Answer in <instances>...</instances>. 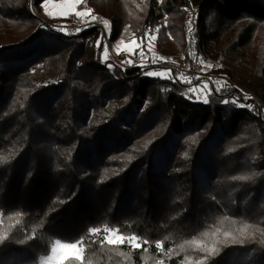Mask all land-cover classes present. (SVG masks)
<instances>
[{
    "label": "trees",
    "instance_id": "obj_1",
    "mask_svg": "<svg viewBox=\"0 0 264 264\" xmlns=\"http://www.w3.org/2000/svg\"><path fill=\"white\" fill-rule=\"evenodd\" d=\"M42 1L0 0V264L81 239L62 264H264V104L245 99L264 102V0H86L111 40L194 30L228 76L208 103L145 74L167 66L104 60L98 29L64 33Z\"/></svg>",
    "mask_w": 264,
    "mask_h": 264
},
{
    "label": "rangeland",
    "instance_id": "obj_2",
    "mask_svg": "<svg viewBox=\"0 0 264 264\" xmlns=\"http://www.w3.org/2000/svg\"><path fill=\"white\" fill-rule=\"evenodd\" d=\"M32 9L50 26L58 28L67 34L79 33L83 28L98 29L101 32L102 41L108 48V55L103 57L106 61L121 63L125 66H140L141 68L154 65L167 66V68L152 69V71L159 72V77L163 78H169L177 74L183 80H198L199 83L191 87L195 88V92L189 93L194 97L198 96L199 99H208L213 89H219L227 82V75L216 72V69L222 65L220 59L211 58L207 54L200 53L199 50L195 53L191 51L188 46V41L191 36H193L191 32H194V30L190 31V27L185 33V46L180 45L171 35L164 41L163 37L160 36L161 25H155L149 29L145 34L148 39L143 40L141 36H137L134 31H132L129 25H126L121 35L117 39L111 40L112 22L100 12L94 11L88 6L86 0H43L40 6L33 5ZM93 17L100 19V25H97V22H93L95 21L92 19ZM73 21L81 22L83 27L78 29V31L72 32L59 26V24L67 25ZM152 37L155 38L152 39ZM121 41H123V43H121ZM125 61H129V63H125ZM191 67H195L201 76L191 78L183 73L182 69H189ZM213 74H220L221 78L216 79ZM205 81L207 84L201 87V84ZM245 99H253L251 102H248L250 106H252V103L258 104V102L264 104L261 97L255 96L254 93L249 91H247ZM104 236L107 241L116 240L117 243H119V238L121 236L125 238V241L133 237L125 236L116 229H106L104 231ZM67 243L69 242L61 241L59 245L54 244L50 253L44 256L38 264H62L66 260V257L79 256L81 259L84 255L83 245L77 244L75 247H65L64 245ZM131 244L134 246L139 244L141 246V240L136 237V240H133Z\"/></svg>",
    "mask_w": 264,
    "mask_h": 264
},
{
    "label": "snow or ice",
    "instance_id": "obj_3",
    "mask_svg": "<svg viewBox=\"0 0 264 264\" xmlns=\"http://www.w3.org/2000/svg\"><path fill=\"white\" fill-rule=\"evenodd\" d=\"M92 19L95 20L96 18L93 17ZM105 23H107V22H105ZM77 31H78V30H77ZM154 38H155V37H152V39H154ZM141 39H142V40H143V39H148V37H147V35H146L145 37H142ZM121 43H123V41H121ZM117 47H118V45H117ZM107 55H108V48L105 46L104 49H103V52L101 53V56H102V57H106ZM125 63H129V61H125ZM109 67H111V65H109ZM145 74H146L147 76H149V77H152V76H159V75H160L159 72H153V71H147ZM206 84H207L206 81L203 82V83L201 84V87H204ZM189 92H190V93H194V92H195V88H190V89H189ZM194 98H196V99L198 100V102H200L198 96H196V97H194ZM202 102H203V103H208L209 101H208V99L205 98ZM224 103H228V101L225 100ZM239 106H240V107H244V105H239ZM98 231H99V229H97V228H93V229L90 230V233H95V232H98ZM133 240H136V237H135V236L130 237V238L128 239V243H129L130 246H131V242H132ZM124 242H125V238H124L123 236H121V237L119 238V243H124ZM81 243H83V240H82V239L79 240V241L69 242V243L65 244L64 246H65V247H75L77 244H81ZM108 243H110V244H115V243H117V241H116V240H109ZM144 243H147V241H144ZM55 244L59 245V244H61V241H60V240H56V241H55ZM136 246L139 247L140 245L137 244ZM158 246H159V245H158ZM53 250H55V249H53ZM65 259L68 260L69 258L66 257ZM71 259H75V260L79 261V260H80V257L77 256V257H74V258H71Z\"/></svg>",
    "mask_w": 264,
    "mask_h": 264
},
{
    "label": "built area",
    "instance_id": "obj_4",
    "mask_svg": "<svg viewBox=\"0 0 264 264\" xmlns=\"http://www.w3.org/2000/svg\"><path fill=\"white\" fill-rule=\"evenodd\" d=\"M93 22L94 23L97 22V25H100V23H101L99 18H96L95 21H93ZM59 26L64 27L68 31L75 32L78 29L82 28L83 24L81 22H79V21H73V22L68 23L67 25L59 24ZM188 46L190 47V49H191V51L193 53H195L198 50L197 38L194 35L191 36V38L189 39ZM182 70H183V73L185 75L190 76L191 78H195V77H200L201 76L200 73L198 72V70L195 67H191L189 69L188 68H184ZM213 75H214V77L216 79L221 78L220 74H213Z\"/></svg>",
    "mask_w": 264,
    "mask_h": 264
}]
</instances>
